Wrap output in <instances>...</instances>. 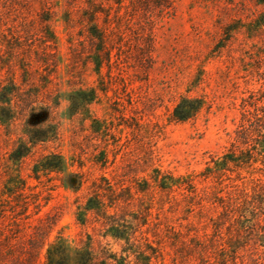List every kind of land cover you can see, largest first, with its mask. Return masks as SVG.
<instances>
[{"label": "rangeland", "instance_id": "374dc122", "mask_svg": "<svg viewBox=\"0 0 264 264\" xmlns=\"http://www.w3.org/2000/svg\"><path fill=\"white\" fill-rule=\"evenodd\" d=\"M94 2L101 45L86 0H0V89L18 88L16 119L0 123V264H47L60 240L66 264H219L236 205L264 187V154L240 167L228 158L249 146L239 131H257L264 115V7ZM82 89L96 98L74 112L68 97ZM182 97L204 105L175 121ZM33 111L56 135L15 161ZM51 154L64 169L35 173ZM158 170L180 185L159 187ZM94 193L111 219L131 223L128 240L102 213L79 219ZM227 264H264L263 250L251 241Z\"/></svg>", "mask_w": 264, "mask_h": 264}, {"label": "trees", "instance_id": "16d2710c", "mask_svg": "<svg viewBox=\"0 0 264 264\" xmlns=\"http://www.w3.org/2000/svg\"><path fill=\"white\" fill-rule=\"evenodd\" d=\"M257 2L264 7V0H257ZM86 3L88 7L84 11V16L88 19V31L101 45L104 43L105 36L99 29L96 20L99 13L104 11L94 0H86ZM260 17L259 23L263 26L264 10ZM17 94L18 88L13 82L3 85L0 89V123L2 125H7L16 119L14 98L15 96L18 97ZM95 98L96 91L94 89H82L71 92L68 100L71 109L77 112V110L84 108ZM203 105L204 101L201 98L182 97L172 111V119L175 121H186L195 116ZM44 120L45 117L37 119V115L34 111L30 113L26 124L27 129L25 131L27 138L20 139L19 144L11 154L13 160L16 161L25 157L30 151V144H35L39 141H47L55 137L56 131H53V129H42L41 124ZM258 121H260V123H258L260 128L257 131H239L238 138L242 143L249 146L239 153H234L232 156L228 157L231 162H234L239 167L256 162V155L264 154V115L260 117ZM251 140L252 143H250ZM65 164L62 155L51 154L44 156L35 165L34 170L37 174L40 171L47 170L60 171L64 169ZM73 176L76 175L74 174ZM179 180V177L177 178L170 174L161 173L159 170L157 179H155L157 185L162 189L179 186ZM99 188L102 189L100 186ZM109 190H111V194L113 195L114 191L112 189ZM112 195H109V198H111ZM107 207H112V205H106L102 195H100V193H94L87 199L82 211H80L81 215L79 219L83 221L82 215H86L89 211L102 213L104 217H107L110 221L112 220L108 223V232L116 238L128 240L131 235V223L129 221L121 222L119 220L116 221V219H111L113 215L108 213ZM230 212L234 213V209ZM235 213L237 229L235 233L230 232L227 234V239L224 241V251L227 253L220 255V260L222 261H220L219 264H227L228 261H232L234 256L239 251L245 249L251 241L259 245L264 253V187H261L259 190L255 189L253 195L250 197L246 196L244 200L239 201L236 205ZM66 250L62 240L53 244L47 251V264H66ZM117 261L121 264L120 260Z\"/></svg>", "mask_w": 264, "mask_h": 264}]
</instances>
